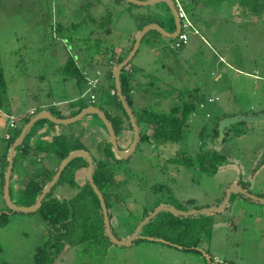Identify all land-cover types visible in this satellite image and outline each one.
I'll use <instances>...</instances> for the list:
<instances>
[{
	"label": "rangeland",
	"instance_id": "1",
	"mask_svg": "<svg viewBox=\"0 0 264 264\" xmlns=\"http://www.w3.org/2000/svg\"><path fill=\"white\" fill-rule=\"evenodd\" d=\"M175 1L186 5L194 25L188 43L171 49L172 39L155 31L148 33L130 65L137 70L132 107L136 113L152 105L164 109L181 89L198 88L206 101L180 142L160 148L139 142L129 160L118 159L114 153L121 161L115 174L125 181L116 189L122 203L112 206V225L122 239L134 232L145 212L150 214L158 206L184 212L218 207L234 183L264 198V120L237 123L231 126L224 144L213 141L214 127L222 118L264 114V0ZM167 13L165 4L141 7L126 0H0V60L8 84L5 105L0 110V177L5 172L2 156L9 144L6 135L16 130L10 128L8 114L16 117L32 107L39 111L41 105L58 107L61 104L57 102L67 98L75 99V106L90 102L86 85L63 80V67L70 58L88 77H98L97 72H101L95 104L110 111L114 98L105 83L110 69L108 55L101 57L99 51L109 50L110 56L119 49L121 57L126 56L140 24L161 21ZM89 117L93 118L89 127L100 126L104 137L95 134L92 138L87 128L80 129L79 136L76 131L68 136L81 143L88 137L93 143L98 138L111 146L102 120L95 115ZM72 126L80 128L81 123ZM40 127H35V135ZM59 127L67 132L71 128ZM127 129L117 135L120 149H128L132 143L133 130ZM140 130L144 132L145 128ZM39 143L50 145L44 140ZM211 150L226 157L216 173L200 167L199 154ZM94 152L97 160L103 158L99 149ZM174 155L189 157L193 161L191 170L169 163ZM25 158L18 152L14 162L11 196L17 205L26 201L24 187L38 167L43 169L46 164L45 160L43 164L35 162L37 167ZM60 163L55 160L48 166L58 168ZM77 183L75 188L64 184L53 190L61 198L71 199L85 186V174ZM2 194L0 178V264H34L36 249L47 240L46 222L38 212L11 211ZM160 215L151 220L155 228L162 219L172 220L170 215L193 227L186 242L178 234L183 229L173 234L164 232V239H158L162 241L141 240L155 239L143 236L155 233V228L145 229L141 238L127 247L112 242L70 247L56 264H264L262 202L236 193L224 212L189 217L169 212ZM197 242L196 248H184Z\"/></svg>",
	"mask_w": 264,
	"mask_h": 264
},
{
	"label": "trees",
	"instance_id": "2",
	"mask_svg": "<svg viewBox=\"0 0 264 264\" xmlns=\"http://www.w3.org/2000/svg\"><path fill=\"white\" fill-rule=\"evenodd\" d=\"M125 1V0H123ZM178 2L175 1V4ZM180 3V2H179ZM181 4V3H180ZM134 5V4H133ZM185 9L186 13L188 11L186 9L185 4H181ZM169 13H167L166 17L163 20L157 21L150 20L147 23H141L139 31L142 30L144 26L150 23H158L162 27L167 30L169 26V31L174 32L176 29L175 21L172 13L169 8L166 6ZM141 15V14H140ZM140 15H138V19L140 20ZM142 16V15H141ZM189 16V15H188ZM190 18V17H189ZM166 25H168L166 27ZM60 26V25H59ZM148 35V34H147ZM146 35V36H147ZM145 36V37H146ZM86 42V39H81L80 42ZM135 39L133 41V44ZM132 47L128 51L127 55L131 51ZM116 50V49H115ZM114 50V51H115ZM99 55L101 57H105L109 55L108 51H99ZM112 55V54H111ZM111 57L108 56V61L106 62L107 66L110 68L106 77L108 82L112 85V90H110V95L114 98V105L110 111L105 110V113L108 119L112 122L114 129L118 135L119 131L126 130L127 128H132L129 117L126 114L125 110L121 102L118 100L117 93L112 94V91H116L115 88V80L113 77V68L122 62L126 57ZM107 60V59H106ZM3 62L0 60V110L5 105V96L8 91V84L5 77ZM129 63L121 73V83L123 94L127 99V102L132 107V96L135 94V89L137 86L136 77L137 70L130 66ZM63 75L64 81L74 80L78 85L84 84L87 85L88 76L83 68H79L74 58H70L66 65L63 67ZM100 87V86H99ZM178 92V91H177ZM169 101V106L164 109H155V107L149 106L142 109H139L136 113L134 110V114L137 118L139 127H144L145 131H141V143H149L154 147L160 148L161 145L168 143H177L180 142L183 134L187 131L190 126L192 118L196 115L198 110L201 108V105L206 101V97L200 93L198 88L195 89H181L176 95H173ZM75 103L70 102L67 105L56 106L52 105L49 107L51 113L57 118H65L68 116H75L79 114L83 109L88 107L87 103L80 102L78 104L79 108L70 113L63 114L60 110L61 107H68L69 109H73ZM96 105V104H94ZM102 109V108H101ZM133 109V107H132ZM41 112V110H37L35 114ZM24 114L19 115L18 119L21 122L18 126H16V130L11 132V135L8 139L9 144L7 146L5 154L2 156L3 162V170H6L8 165V152L12 144L16 141L18 136L20 135L23 127L30 121L32 116H24ZM98 117V116H96ZM224 119V118H222ZM221 119V120H222ZM219 120L213 130V141L216 142L218 137V126ZM45 122V120L38 121L26 135L22 144L17 148V153L15 155V159L18 155L26 157L31 153L30 141L34 136V129L39 124ZM55 124H53L54 126ZM230 127L226 130L225 139L223 144L227 141V137L229 136L231 129ZM71 137V136H70ZM68 134H62L55 136L52 138V141L49 142V146H45L44 144L38 143L35 148L40 151H44L45 153H53L58 156L60 162L64 160L70 152L75 150H86L89 148L87 144L81 143L80 141H74L70 138ZM108 142V141H107ZM107 142L98 143V149L102 154L103 158L100 160H96L94 167V181L99 187V189L104 194L107 207L110 214L111 223L114 218V211H111L112 206L114 204H121V200L119 197V193L116 189L121 188L122 182L125 181L120 179L119 174L116 175V166H119L121 161H119L114 152L112 151V145L107 144ZM109 143V142H108ZM181 155H174L172 158L168 159L169 163L180 164L191 170L193 167V161L189 157H180ZM200 158V167L203 171L216 173L218 169L223 166L226 162V157L221 155L220 153L211 150L207 152H201L199 154ZM264 162V161H262ZM88 163L82 159L77 158L73 160L62 173L60 180L57 183L56 187L61 185H69L72 188L78 186L76 180V174L79 170L83 168H87ZM15 168V166H14ZM56 169L48 170V169H37L36 173L30 179L29 183L26 185L23 190L26 201L21 205L31 206L35 203L37 197L41 194L44 187L52 180L53 176L56 173ZM14 175V169H13ZM12 175V178H13ZM5 172L2 173V182L4 183ZM55 187V188H56ZM56 191L53 190L47 195V197L42 202L41 208L38 213L42 216V218L46 222V231H47V240L46 242L36 249L34 254V264H56L58 258L64 253L68 248L80 246L86 242L90 244H95L96 246H102L105 244H110V240L105 235V226H104V218L102 214V209L100 205V201L91 188V186L86 182V185L82 187L74 197L71 199L59 198L56 196ZM113 199V201H112ZM149 212H145L144 217L148 216ZM161 215L159 214L155 219L159 218ZM172 220L162 219L157 228L152 225V221H150L143 229L151 230L155 228V233H147L143 236L154 237L155 239H164V232L173 231L177 232L183 229V232H179L178 234H182L180 240L186 242L185 237H189V232L193 229L189 228V225L183 223L180 218L174 217L170 215ZM154 219V220H155ZM201 223V221H200ZM113 227V225H112ZM136 227V226H135ZM114 230V229H113ZM115 232V231H114ZM130 232L129 235H131ZM143 232H141V235ZM127 235V236H129ZM119 237V236H118ZM122 239L121 237H119ZM167 238V237H166ZM179 240V236L177 237ZM144 240V239H141ZM146 240V239H145ZM171 243L173 241L166 239ZM199 242V241H198ZM197 244L192 245H184V248L190 250L192 247H198ZM195 250V249H194ZM196 251V250H195ZM1 252V248H0ZM6 264V263H3Z\"/></svg>",
	"mask_w": 264,
	"mask_h": 264
},
{
	"label": "water",
	"instance_id": "3",
	"mask_svg": "<svg viewBox=\"0 0 264 264\" xmlns=\"http://www.w3.org/2000/svg\"><path fill=\"white\" fill-rule=\"evenodd\" d=\"M127 2L141 6V7H148V6H154V5H159V4H165L170 12L172 13L175 21V26L176 29L174 32L167 31L164 27L159 25L158 23H150L146 25L142 30L138 31L134 45L132 46L131 51L127 55V57L117 64L113 68V77L115 80V88L118 96V100L121 102L123 109L125 110L126 114L129 117L130 123L133 128V140L128 149H120L118 145V140H117V133L114 129V126L112 122L108 119L105 111H103L101 108L98 106L91 104L85 109H83L79 114H77L74 117L71 118H57L55 117L51 112L49 111H41L37 115L33 116L30 121L23 127L20 135L16 139V141L12 144V146L9 149L8 152V165L5 171V178H4V188H3V197L4 201L7 204V207L13 211V212H22L26 214L30 213H36L39 211L41 208L42 202L44 199L47 197V195L52 191V189L57 185L58 181L60 180L62 173L65 171L67 166L75 159L77 158H82L84 159L87 163V171H86V178L97 195L101 209H102V214L104 218V226H105V235L108 237L110 242L113 244L119 245V246H130L132 245L135 241L139 240L141 238V232L144 229V227L154 218H156L160 213L162 212H169L177 216H184V217H189L193 215H198L202 213H220L224 212L227 209L228 204L230 203V200L232 196L236 193H239L243 196H246L250 199L259 201L264 203V198H260L246 189H242L240 185L237 183L232 184L229 189L226 191L225 197L222 201V203L218 207H211L207 209H202V210H196V211H180L177 209H174L172 207H169L167 205H162L158 206L155 210H153L148 216H146L136 227L134 232L126 239H120L117 237L114 233L111 219H110V214L109 210L107 207V203L104 197V194L102 191L99 189L97 184L94 181V158L92 154L89 151L86 150H75L69 153V155L61 161L59 164L58 168L56 169V173L53 176L52 180L44 187L42 190L41 194L37 197L35 203L31 206H24V205H17L11 196V181H12V175H13V169H14V162H15V155L17 153V148L22 144L24 141L26 135L29 133L31 128L41 120H48L52 123L59 124V125H71L77 122L82 121L84 118L87 116H98L104 123L106 130L108 132L109 138H110V143L112 145V150L114 153L117 154L118 159H123V160H129L134 153L137 150V147L140 142L141 138V130L137 121V118L134 114V111L132 107L129 105L127 102L126 97L123 94L122 90V83H121V73L122 70L129 64L131 61L134 59L136 54L139 52V49L141 47V44L145 38V36L150 33V32H158L161 34L163 37H166L168 39H176L182 29V24H181V19L179 17L177 7L175 4V0H126ZM264 120V114L262 115H238L230 118H225L222 119L219 123L218 126V137H217V143L219 145L223 144V141L225 139V133L228 128L231 126L240 123V122H254V121H262ZM264 158V156H263ZM142 239H147L150 241H162L158 239H153V238H147L144 237Z\"/></svg>",
	"mask_w": 264,
	"mask_h": 264
},
{
	"label": "crops",
	"instance_id": "4",
	"mask_svg": "<svg viewBox=\"0 0 264 264\" xmlns=\"http://www.w3.org/2000/svg\"><path fill=\"white\" fill-rule=\"evenodd\" d=\"M130 50V49H129ZM119 51V52H118ZM118 51L117 50H115L114 51V53L112 54V55H110L111 57H113V58H115V57H118V56H121V53H120V50L118 49ZM109 56V55H108ZM107 59V58H106ZM100 72V71H99ZM89 79L90 78H93V77H88ZM106 79H105V83H106V85H107V88L109 89V90H112V85H111V83L110 82H108V80H107V77H105ZM101 85V84H100ZM87 86V85H86ZM99 89V88H98ZM97 89V90H98ZM85 94V93H84ZM83 94V95H84ZM75 99H70V98H67V99H64V100H62L63 102H57V103H60V104H62V105H67V104H69L70 102H73ZM91 104H93V103H91V102H88L87 103V105H91ZM95 104V103H94ZM52 105H55V104H52ZM51 105V106H52ZM42 106V108L40 109L41 111H49V112H51L50 110H49V107L50 106H46V105H41ZM79 108V106H75L74 105V107H73V109L71 110V109H69L68 107H61L60 108V110L62 111V113L63 114H65V115H67V114H70V113H72V112H74V111H76L77 109ZM36 109L34 108V107H32V108H30L27 112H25V115L24 116H35V115H37V114H35L36 113ZM40 113V112H39ZM245 115H249V114H245ZM251 115H257V114H251ZM8 116L9 117H13L14 119H15V122H16V126H18L19 125V119H18V116H16V117H14L12 114H8ZM76 116V115H75ZM31 117V118H32ZM71 117H74V116H68V117H65V118H71ZM85 119V118H84ZM84 119L82 120V121H80V123H81V126H80V128H78L77 126H72L71 127V125H74V124H71V125H67V126H70L71 128H70V133L69 132H67V131H65L63 128H61V127H59V126H64V125H59V124H55V123H52V122H50V121H48V120H45V122H43V123H41L40 124V128H39V133H38V135H35L34 134V136L32 137V139H31V141H30V146H31V148H33L32 150H31V153L28 155V156H26L28 159H30L29 161H31L32 163H34L36 166H37V164L36 163H42L43 164V160H45V162H46V164H44V167H43V169L45 168V169H48V170H54L55 168H52V165L51 166H48L49 164L48 163H50V162H53V163H55V160H59V158H58V156L57 155H55V154H53V153H49V154H47V153H45V152H42V151H40V150H37L36 148H35V146L39 143V141L40 140H44V141H48V142H51L52 141V138H54L55 136H58V135H62V134H71L72 132H74V131H76L77 133H76V136H79L78 134H79V130L80 129H84L85 130V128H87L86 129V132L88 133V134H91L92 135V138H93V135H95V134H100L101 135V137H104V133H105V131L100 127V126H97V125H95V127H89L90 125H93L92 123H93V118L92 117H89L88 116V119L87 120H85L84 121ZM53 124H55L54 126H53ZM16 126L14 127V128H16ZM11 128V127H10ZM14 128H11V129H14ZM127 131H128V129H127ZM48 134V135H47ZM8 135H11V133H7V135H6V138H7V136ZM39 136V137H38ZM104 139V138H103ZM8 140V139H7ZM83 141V143H86L87 144V146H90V148L91 149H89L88 151L91 153V154H93L94 156H96V154H95V152H94V150H95V148L96 149H98V142L100 141L98 138H97V140H95L94 141V143H93V141L91 140V139H89V137L86 139V140H82ZM127 149V148H126ZM125 149V150H126ZM43 153V154H42ZM50 155V156H49ZM255 155H257V153L255 152ZM49 156V157H48ZM258 156V155H257ZM45 157H47V159L45 158ZM23 158H25V157H23ZM25 160H27L26 158H25ZM36 162V163H35ZM59 162V161H58ZM38 167V166H37ZM40 167V166H39ZM38 167V169L39 170H41L40 168ZM263 167H264V165H263ZM6 171V170H5ZM36 173V172H35ZM85 174V176H86V169L85 168H83V169H81V170H79L78 172H77V174H76V180H77V182H78V179L79 178H81L82 177V175H84ZM1 179H2V175H1V177H0ZM238 185H240L239 183H237ZM2 185H3V188H4V183L2 182ZM11 186H12V181H11ZM26 187V186H25ZM25 187H24V189H25ZM61 190V189H60ZM60 190H59V192H60ZM3 195V194H2ZM58 195V194H57ZM60 196V195H59ZM61 197V196H60ZM147 240V239H146Z\"/></svg>",
	"mask_w": 264,
	"mask_h": 264
},
{
	"label": "built area",
	"instance_id": "5",
	"mask_svg": "<svg viewBox=\"0 0 264 264\" xmlns=\"http://www.w3.org/2000/svg\"><path fill=\"white\" fill-rule=\"evenodd\" d=\"M177 11L179 14V17L181 19L182 29L179 34V36L173 40V42L170 44L171 49H179L182 48L184 45L188 43L189 40V31L194 28V25L192 21L190 20L188 14L186 13L183 6L178 2L176 4ZM195 33H198V30H195ZM98 77H93L88 79L87 81V93L90 95V102L95 103L97 100L96 90L99 88L101 84V72H97ZM117 93L116 91H112V94ZM210 102H213V99L210 100ZM204 105H201V108H203ZM16 126L15 119L13 117H10V127L14 128ZM10 135L7 136L9 138Z\"/></svg>",
	"mask_w": 264,
	"mask_h": 264
},
{
	"label": "flooded vegetation",
	"instance_id": "6",
	"mask_svg": "<svg viewBox=\"0 0 264 264\" xmlns=\"http://www.w3.org/2000/svg\"><path fill=\"white\" fill-rule=\"evenodd\" d=\"M98 143H100V142H98ZM92 156H93V158H94V166H95V163H96V160H97V158H96V156H94L93 154H92ZM86 171H87V168H86ZM86 177V176H85ZM86 182L88 183V181H87V178H86ZM89 184V183H88ZM86 185V184H85ZM84 187V186H83ZM56 196H58L59 198H61L59 195H57V192H56ZM232 199V198H231ZM231 201V200H230ZM243 208V207H242ZM115 233V232H114ZM115 235H116V233H115ZM117 236V235H116ZM118 237V236H117ZM197 251H199V250H197Z\"/></svg>",
	"mask_w": 264,
	"mask_h": 264
}]
</instances>
